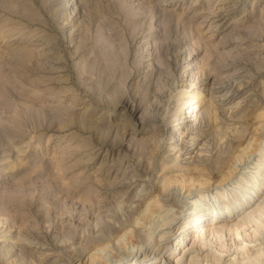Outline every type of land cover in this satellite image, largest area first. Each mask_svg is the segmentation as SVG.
Wrapping results in <instances>:
<instances>
[{
	"label": "rangeland",
	"instance_id": "rangeland-1",
	"mask_svg": "<svg viewBox=\"0 0 264 264\" xmlns=\"http://www.w3.org/2000/svg\"><path fill=\"white\" fill-rule=\"evenodd\" d=\"M191 90L206 109L181 125L201 154L185 164ZM263 138L264 0H0V264L130 260L149 213L226 183ZM259 199L248 226L186 228L168 264H264Z\"/></svg>",
	"mask_w": 264,
	"mask_h": 264
},
{
	"label": "bare ground",
	"instance_id": "bare-ground-1",
	"mask_svg": "<svg viewBox=\"0 0 264 264\" xmlns=\"http://www.w3.org/2000/svg\"><path fill=\"white\" fill-rule=\"evenodd\" d=\"M228 3L229 2L226 1L225 3H222L220 5L223 6ZM192 91L193 90H191L187 94L188 97L182 99L180 98L181 99L179 103L180 118L177 119L180 120L179 121L180 126H178V131L179 130L183 131L179 133L178 141L183 140L187 136L189 137L188 139L190 140L189 148L187 147L186 150L179 151V154H177L176 156V157H182L181 159L184 160L185 164L191 163L196 156H200L201 154L198 153V149H197L198 147L196 145L195 139L192 136H190L191 135L190 129L189 128L185 129V127L182 128L183 126L181 127V125H186L190 121H193L195 118H197L196 116L198 115L197 114L198 110L206 109L204 107L205 103H203V97H200L198 102L194 101L193 98H198L197 97L198 91L195 92ZM209 99L211 100L213 99V97L209 96ZM174 137L176 138L175 135ZM254 158H256V160H254ZM251 162L253 163L251 164L253 168L250 169L253 170L252 172L246 171L244 173H239L240 171L237 170L238 167L242 168L245 165L248 166L250 165ZM235 169L236 170L230 175L226 183L222 184L217 182L211 184H204L201 181L199 182V184L193 183L194 184L193 186L190 185L189 188L181 189L179 193L182 201L181 204L182 208L181 207L178 208V206L172 207L170 205L163 204L159 207L157 211L149 213L148 216L146 217L148 229L150 228L147 238L142 242L135 243V246H133L134 251L132 250L130 251L132 252V258L130 260L124 261L122 263L121 261H118L116 264H136V263L138 264V262H141L139 264H152L151 262L155 261L157 259V256L162 254L166 250L167 245L171 243L174 251L172 250L173 252L171 253L169 252L168 256L163 258L165 261L164 264H168V262L170 261L169 257H171V255L175 252V250L180 248L179 245L186 243L185 240L187 239V235L189 234L187 233L188 231L186 230V228H188V230H191V233L194 232L195 229H198L197 226L202 224V222L206 220V217L210 213L215 215L212 220H217V223L215 224L211 223V224L215 226L217 225L220 226V222L222 221V219L224 218L227 219L232 217L233 212L237 213L242 211L243 214L245 212H248L246 217L242 219L239 228H242L243 226H248L249 221L247 219L251 216V214L257 212L258 211L257 208L261 206V203H259L260 202L259 198H261L262 196L264 178L261 182H258V179L262 175V173H264V156L261 154V151L260 154L253 153L247 157V161L239 162L238 164H236ZM246 170H248V168ZM206 192L208 195L204 194ZM208 198L211 199L212 202L211 207L207 206L209 205V202H206L208 201L207 200ZM255 204H257L256 211L255 210L249 211V208H251V206ZM210 217H212V215ZM176 220H178V222L175 224ZM180 221L183 222L185 225L181 229L180 233L176 236L175 226ZM255 224L257 225L258 222H255ZM193 227H195L194 230L192 229ZM203 228L204 226L201 227L200 230H202ZM207 230H208V234L211 236L213 235L214 232H216L211 229H207ZM234 230L237 231V228H235ZM245 247H247V244H245L244 242L240 248L241 250H243L245 249ZM184 248L185 246L182 247V249ZM146 251H149V255L147 256L144 253ZM167 252L168 251L166 250L165 253ZM151 256L153 257L152 258L153 260L150 261V259L148 258ZM254 257L258 259L259 258L264 259L262 252H256ZM166 259L168 260L166 261ZM234 259L235 258L230 260L233 261ZM180 260L181 259H179L175 264H178ZM188 264L191 263L189 262ZM209 264H217V263L212 261Z\"/></svg>",
	"mask_w": 264,
	"mask_h": 264
}]
</instances>
